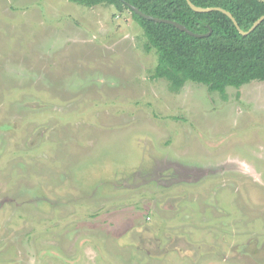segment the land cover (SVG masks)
Instances as JSON below:
<instances>
[{
    "label": "rangeland",
    "instance_id": "obj_1",
    "mask_svg": "<svg viewBox=\"0 0 264 264\" xmlns=\"http://www.w3.org/2000/svg\"><path fill=\"white\" fill-rule=\"evenodd\" d=\"M156 64L128 11L0 0V264H264V164L187 171L264 154V82Z\"/></svg>",
    "mask_w": 264,
    "mask_h": 264
},
{
    "label": "trees",
    "instance_id": "obj_2",
    "mask_svg": "<svg viewBox=\"0 0 264 264\" xmlns=\"http://www.w3.org/2000/svg\"><path fill=\"white\" fill-rule=\"evenodd\" d=\"M200 8L219 7L232 14L239 28L247 31L264 15V0H190ZM92 8L109 5L128 11L142 29L146 49L154 50L157 64L154 78L165 80L170 91L178 92L187 82L202 84L209 92L225 97L228 87L240 89L251 82H264V21L242 36L233 23L219 12L197 14L185 0H75ZM129 4L154 18L176 22L188 31L208 36L194 37L176 27L145 20Z\"/></svg>",
    "mask_w": 264,
    "mask_h": 264
},
{
    "label": "flooded vegetation",
    "instance_id": "obj_3",
    "mask_svg": "<svg viewBox=\"0 0 264 264\" xmlns=\"http://www.w3.org/2000/svg\"><path fill=\"white\" fill-rule=\"evenodd\" d=\"M202 158L203 164L201 165V167L192 166L189 170H187L192 175V179L196 181L202 179V177L207 176L209 174L238 175V173L242 172L240 167L244 164H247L248 166L252 167L256 172H258V170L264 164V154H259L255 151H250V155H244V158L241 157L238 152L224 156L205 155ZM252 159H258L262 161H260L257 166H254L252 164ZM176 166L181 169V172H177V176L179 177L182 173L185 172V169L180 167L178 163L176 164Z\"/></svg>",
    "mask_w": 264,
    "mask_h": 264
},
{
    "label": "water",
    "instance_id": "obj_4",
    "mask_svg": "<svg viewBox=\"0 0 264 264\" xmlns=\"http://www.w3.org/2000/svg\"><path fill=\"white\" fill-rule=\"evenodd\" d=\"M188 7L195 13L197 14H206V13H211V12H219L222 13L223 15H225L228 19H230V21L233 23L234 27L236 28V30L238 31V33L242 36H247L248 34H250L251 32H253L263 21H264V15H262L261 17H259L253 24L252 26L247 30V31H243L239 28L237 22L235 21L234 17L232 16L231 13H229L228 11L219 8V7H211V8H200L197 7L195 5L192 4V2L190 0H185ZM126 6L129 8V10H131L133 13H135L136 15H138L139 17L148 20V21H153L156 23H164V24H169L172 25L174 27H176L177 29H179L180 31L189 34L190 36H194V37H204V36H208L210 34V30L207 34L205 35H198V34H194L190 31H188L184 26L173 22V21H169V20H164V19H158V18H154L151 17L149 15H146L144 13H142L139 9L126 4Z\"/></svg>",
    "mask_w": 264,
    "mask_h": 264
}]
</instances>
